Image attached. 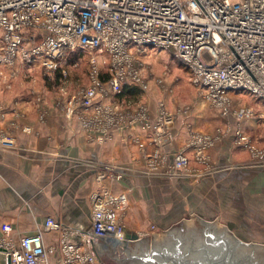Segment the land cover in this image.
Wrapping results in <instances>:
<instances>
[{
    "label": "built area",
    "instance_id": "2783aa9c",
    "mask_svg": "<svg viewBox=\"0 0 264 264\" xmlns=\"http://www.w3.org/2000/svg\"><path fill=\"white\" fill-rule=\"evenodd\" d=\"M156 47L173 50L204 98L238 123L229 128L237 144L263 160L264 150L240 123L264 115L253 106L234 107L231 93L245 91L264 101V0H0V81L5 69L17 62H39L51 73L60 71L66 76L62 64L70 54L90 53V84L70 97L58 96V105L77 114L81 128L98 143L120 134L122 141L130 138L141 151L151 145L154 150L146 156L147 173L190 177L193 171L186 151L176 152L170 162L159 150L177 138L178 113L168 110L166 103L174 81L166 78V72L155 73L147 61L149 51ZM103 74L109 78L103 80ZM151 84L163 90L155 112L149 104L121 108L115 101L126 85L148 90ZM31 96L37 104L45 102L42 94ZM21 102H14L15 117L25 115ZM6 112L0 102V119ZM45 113L43 109L40 116ZM188 141L202 172L211 169L207 151L216 136L191 130ZM11 144L0 137L1 146ZM124 170L103 166L96 180L121 181ZM91 205L93 223L88 231H78L52 216L35 233L16 241L12 226L5 223L0 250L11 257V264H100L85 242L96 249L113 250L130 241L121 220L128 197L110 189L97 190L91 195ZM47 231L60 232L59 256L54 260L45 245Z\"/></svg>",
    "mask_w": 264,
    "mask_h": 264
},
{
    "label": "crops",
    "instance_id": "0c3cea01",
    "mask_svg": "<svg viewBox=\"0 0 264 264\" xmlns=\"http://www.w3.org/2000/svg\"><path fill=\"white\" fill-rule=\"evenodd\" d=\"M28 95L21 102L25 115L18 117L12 113L9 94L0 95L7 105L6 117L0 119V137L12 143L0 145V236L2 225L9 223L13 238L19 241L42 228L52 216L66 226L88 231L93 223L91 195L103 189L126 193L128 207L121 220L127 233L141 236L157 228L166 231L180 222L185 212L215 217L208 212L215 209L212 212L221 219L236 221L244 211L240 203H246L245 199L257 202L254 211L264 212V159L235 145L229 128L236 127L237 122L225 119L230 127L208 149L212 167L202 172L188 147L191 130L202 132L193 119L198 109L191 116L190 111L167 108L178 113V134L174 142L159 150L170 162L176 152L186 151L193 171L190 177L171 178L146 172V156L154 150L151 145L146 152L141 151L130 138L122 141L120 134L112 141L98 143L81 128L77 114H69L58 105V96L42 95L45 102L41 105ZM43 109L46 116H40ZM256 120L250 118L240 124L245 128ZM139 132L142 134V130ZM106 165L124 168L122 180H96L98 171ZM43 236L46 247L52 250L51 259H56L60 232L47 231ZM74 239L79 242L82 238Z\"/></svg>",
    "mask_w": 264,
    "mask_h": 264
},
{
    "label": "rangeland",
    "instance_id": "374dc122",
    "mask_svg": "<svg viewBox=\"0 0 264 264\" xmlns=\"http://www.w3.org/2000/svg\"><path fill=\"white\" fill-rule=\"evenodd\" d=\"M148 54L149 57L147 61L151 64L152 70L158 74L166 72V78L174 81L172 92L167 93V107H176L178 110L185 109L191 113L194 109H198V111H196L197 114L194 116L195 113H192L191 116H194V122H199L198 125L196 124L199 130L216 136V143L220 141L230 125L225 124L227 118H225L218 109L214 108L200 93L197 86L194 85L190 70L173 56L172 49L168 50L156 47L151 49ZM91 58L92 55L90 53H78L75 54V56L74 54H70L67 60L62 64V67L67 71V75L63 76V83L60 86H56L54 83L52 87L47 86V83L53 82L56 71L55 73H51V70L46 69V67H43L39 62H34L31 65H24L21 62H17V64L11 68L5 67V78H1L0 81V95L3 93L9 94L8 99L12 100V106H14V102L18 99H22L24 102V97H26L24 95L26 94H29L28 97L31 98L33 92L45 95L47 98L50 96L56 97L62 95L65 96L64 98L70 97L81 87L90 84L92 69ZM11 73H14V75L12 76ZM8 83L10 85H8ZM139 90L140 94L133 96L131 99H122L121 96L116 95L115 101L121 108H126V106L137 107L145 103L149 104L151 109H154L157 106L159 98L163 96L161 95L163 90L153 84H151L148 90H143L142 88H139ZM231 98L234 102V107L253 106L260 114L264 115V101L257 99L251 93L236 91L231 93ZM257 104L260 105V108ZM256 118L257 123L253 122V124H249L243 129L245 133L254 140L256 146L263 149L264 117ZM194 122L193 124H195ZM227 137L230 138L229 135H227ZM232 139L235 145L239 146L234 137H232ZM245 201L246 203H240L244 211L240 212L236 221H225L221 219L220 215L212 212L215 211V209L208 211L215 217H199L205 221H216L221 225L227 226V228L231 229L236 237L242 240L241 242L243 243H258L264 245V212L253 210L257 203L254 200L245 199ZM219 216L220 219H217ZM181 218L182 220L186 219L188 221L192 219L191 215L187 212L183 213ZM172 227L173 226L170 228ZM146 235H140V237H145Z\"/></svg>",
    "mask_w": 264,
    "mask_h": 264
},
{
    "label": "water",
    "instance_id": "95a60500",
    "mask_svg": "<svg viewBox=\"0 0 264 264\" xmlns=\"http://www.w3.org/2000/svg\"><path fill=\"white\" fill-rule=\"evenodd\" d=\"M172 228L140 237L127 233L130 240L113 250L96 249L85 242L100 264H264V245L246 244L216 221H205L195 214ZM0 264H11V257L0 250Z\"/></svg>",
    "mask_w": 264,
    "mask_h": 264
},
{
    "label": "trees",
    "instance_id": "16d2710c",
    "mask_svg": "<svg viewBox=\"0 0 264 264\" xmlns=\"http://www.w3.org/2000/svg\"><path fill=\"white\" fill-rule=\"evenodd\" d=\"M74 56H75V54H74ZM101 78L103 80H106V79L109 78V75L108 74H103L101 76ZM54 83H55L56 86H60L63 83V76H62V73L60 71H56L55 79L53 80V82H48L47 86L52 87L54 85ZM139 94H140L139 87L126 85L123 88L122 92L119 94V96H121V98L131 99L133 96H136V95H139Z\"/></svg>",
    "mask_w": 264,
    "mask_h": 264
}]
</instances>
